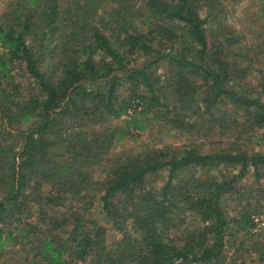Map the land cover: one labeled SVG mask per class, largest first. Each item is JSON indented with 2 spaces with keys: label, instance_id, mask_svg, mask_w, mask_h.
Here are the masks:
<instances>
[{
  "label": "trees",
  "instance_id": "1",
  "mask_svg": "<svg viewBox=\"0 0 264 264\" xmlns=\"http://www.w3.org/2000/svg\"><path fill=\"white\" fill-rule=\"evenodd\" d=\"M262 127L259 0H4L0 264L262 257Z\"/></svg>",
  "mask_w": 264,
  "mask_h": 264
},
{
  "label": "rangeland",
  "instance_id": "2",
  "mask_svg": "<svg viewBox=\"0 0 264 264\" xmlns=\"http://www.w3.org/2000/svg\"><path fill=\"white\" fill-rule=\"evenodd\" d=\"M3 2L4 0H0V8L3 5ZM259 2L263 3V7H264V0H259ZM243 6H244L243 4L237 5L234 9L233 14L228 17L229 22H231L233 25L236 23L237 19L239 18L241 19L243 17L242 12H241V7ZM148 129H150V131L143 132L141 136L138 138V141H147V139L153 140V139H157L160 136L162 137L160 128L158 129V127L155 128V126H153L151 128L148 127ZM258 132L261 133L262 138L257 139V141L249 140V139L243 140L241 147L245 149L246 151H259V152L264 153V127L258 129ZM165 140L171 141V142L177 141L174 137H168ZM125 143L129 144L132 142L125 141ZM210 173L214 175H218L219 170L212 169ZM249 178L252 179L251 172L249 173ZM249 181L251 182V180ZM160 182H161L160 178H157L152 182V184L156 185V184H160ZM250 182H248L249 184H246V186H248L249 189L258 187L257 185H255V182L253 183H250ZM258 183H259V189L261 185V191H258V197H260V200H261L260 202L263 203L262 205L263 211H260L259 214L252 215V217H254V226L251 227V231L253 234L250 236V239H247L245 241H254L255 246L264 252V170L262 171V178L260 179ZM98 216L102 217V214H99ZM100 221L107 228L106 230L107 241H112L113 239L119 237V234L113 229L110 223L106 222V220L103 217L100 218ZM237 236L239 238H236L234 240L237 242H235V244L232 245V248L229 249V251L227 252L228 256L238 258L244 261L245 264H264V253H263V256L260 257V254L257 252H254L253 249L251 250V252H246L242 249H239V250L236 249V247H238V244L240 243L241 233L237 234ZM231 241H233V239ZM79 264H86V263H79Z\"/></svg>",
  "mask_w": 264,
  "mask_h": 264
}]
</instances>
